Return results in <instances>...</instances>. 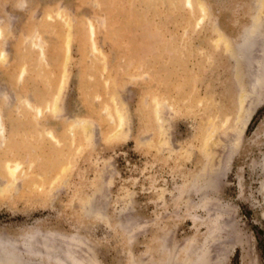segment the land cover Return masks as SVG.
<instances>
[{
	"label": "rangeland",
	"instance_id": "1",
	"mask_svg": "<svg viewBox=\"0 0 264 264\" xmlns=\"http://www.w3.org/2000/svg\"><path fill=\"white\" fill-rule=\"evenodd\" d=\"M189 4L0 0V159L25 167L0 235L66 264H264V0Z\"/></svg>",
	"mask_w": 264,
	"mask_h": 264
},
{
	"label": "bare ground",
	"instance_id": "2",
	"mask_svg": "<svg viewBox=\"0 0 264 264\" xmlns=\"http://www.w3.org/2000/svg\"><path fill=\"white\" fill-rule=\"evenodd\" d=\"M189 3H190V0H185L186 5H190ZM87 26L90 28V32H91V30L93 29V26L92 25H87ZM1 29H3V28H1ZM252 32H253V30H252ZM1 34H3V32H1ZM252 34H254V33H252ZM249 37H251V36H249ZM243 39H245V37ZM248 40H249V38H248ZM248 40H247V42L246 41L244 42V40H243L244 43L242 45H239L240 46L239 51H238L239 53L241 52L244 54V50H246L245 48L247 46H249ZM241 41H242V39H241ZM237 46L238 45H236V48H238ZM251 46L252 45H250V47ZM43 48L45 49V47H43ZM43 48L38 47L37 50L39 52L40 51L44 52V55H45V50H43ZM248 50H246V51H248ZM4 52H2V54H4ZM2 54H1V57H2ZM245 54H244V56H245ZM40 55L43 56V53H41ZM254 61L256 62V60H254ZM259 65L261 66L260 62H259ZM19 67H20V72L18 75H19V78H21L25 74V69L22 66H19ZM260 71L261 70L259 67L258 72H260ZM261 74H264V73H261ZM257 76H254V78ZM255 79L256 80H253L254 81V83H253L254 89L257 87V85H258L257 83H259V81H260V76H258ZM15 89L16 90H13V99L15 101L16 100L19 101V105H18V107H16V113H19L20 109H25V110L31 111L33 109L32 102L30 100L31 98L23 100V97H25V96L23 95V97H22V95H20L21 88L17 87ZM2 108L3 107L1 106V103H0V148H3L7 145H12V143L9 142L8 138H7L8 128H7V123H6V115L3 113ZM43 108H45V107H43ZM43 108L42 107L36 108L35 112H36L37 117L43 116V113H44ZM46 109H49V108L46 107ZM120 119H122V118H120ZM47 136L49 138H51L53 141L56 140V137H57L54 135V133H51V132H49L47 134ZM0 166H1L2 172L4 173L3 177H7V176L9 177L8 181H4V178H2V176H0V184L1 185L8 182L10 184L11 183L12 184L20 183L23 186L24 181H23V183H21L22 181L17 179L18 178L17 174H23L25 171V167L21 163H18L17 160H13L12 158H7V159L2 158V159H0ZM263 168H264V159H263ZM14 178H16V180H14ZM263 188H264V183H263ZM15 191L18 192L17 189H15ZM1 235H0V264H66V258L63 255L56 253V251L54 249V244L47 241V240H49L48 236L45 237L46 239H43L36 232H33V231H31L29 233H25L24 235H20V237H15V238H11V239L4 237L5 235H2V236ZM72 257H73V262L69 263V264H89V263L95 264L93 262V259L89 260L88 261L89 263L88 262L86 263L83 260H81L80 258H77L76 256L74 257L72 255Z\"/></svg>",
	"mask_w": 264,
	"mask_h": 264
}]
</instances>
